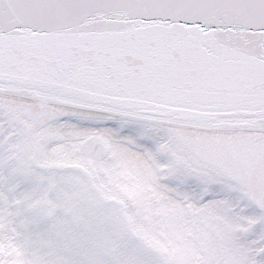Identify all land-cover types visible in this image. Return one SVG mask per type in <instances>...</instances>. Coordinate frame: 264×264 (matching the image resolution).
<instances>
[{
	"label": "snow or ice",
	"instance_id": "1",
	"mask_svg": "<svg viewBox=\"0 0 264 264\" xmlns=\"http://www.w3.org/2000/svg\"><path fill=\"white\" fill-rule=\"evenodd\" d=\"M0 264H264V0H0Z\"/></svg>",
	"mask_w": 264,
	"mask_h": 264
}]
</instances>
